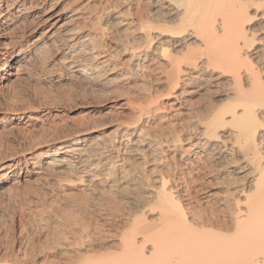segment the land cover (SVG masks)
<instances>
[{
    "label": "bare ground",
    "instance_id": "obj_1",
    "mask_svg": "<svg viewBox=\"0 0 264 264\" xmlns=\"http://www.w3.org/2000/svg\"><path fill=\"white\" fill-rule=\"evenodd\" d=\"M60 2L0 0V79H8L12 69L18 72L19 66L31 61L25 45L13 53L5 46L4 39L21 26L25 34L43 29L33 41L28 40L29 50L40 51L42 44H51L64 62L73 64L76 74L95 77L122 55L124 59L117 62L128 73L121 78L143 81L142 89L149 87L148 95L146 88L141 89L148 97L146 103L132 106L134 121L117 125L113 138L91 141L88 151L90 142L84 144L78 135L69 137L58 147L65 155L46 153L50 158L34 165L55 176L70 175V186H81L92 195L103 194L107 187L112 190L108 194L116 190L133 199L129 203L135 207L129 206L125 214L124 225L129 227L117 231L121 234L116 246L107 243L110 237L105 233L102 242L109 247L94 252L93 244L85 253L78 249L75 257L76 251L73 255L68 251L72 261L65 258L62 263L264 264V0H100L96 6L85 3L74 9L60 8ZM110 34L114 37L109 46L104 41ZM22 53L26 54L24 64L2 63ZM144 72L160 75L151 81ZM198 87H205L218 103L210 104L211 114L204 120L176 121L165 140L141 125L142 119L150 120L153 113L165 110L167 100L177 101ZM178 109L176 113L181 114ZM167 151L180 152L182 163L177 169H182L183 176L177 175L182 178L177 183L190 179L195 192L203 195L199 206L190 202L191 188V193L181 195L182 183L176 184L171 176L176 171L170 160L165 165L167 173L159 171L163 167L158 164L171 155ZM150 170L160 173L153 175V187L147 182L148 190L144 185ZM206 176L219 178L224 190H206L212 185Z\"/></svg>",
    "mask_w": 264,
    "mask_h": 264
},
{
    "label": "rangeland",
    "instance_id": "obj_2",
    "mask_svg": "<svg viewBox=\"0 0 264 264\" xmlns=\"http://www.w3.org/2000/svg\"><path fill=\"white\" fill-rule=\"evenodd\" d=\"M98 1L100 0H61L59 6L61 8L64 5L66 8L74 9L85 3L90 5L96 3L94 5L96 6ZM27 3L26 5H29V2ZM108 3L113 4L112 1ZM42 30L40 29L32 34H29L30 32L25 34L24 28L20 26V28H17L18 32L15 35L4 39L6 40L4 41L5 46H8L7 49L10 53L20 49L21 45H25L24 50L26 54L29 53L27 56L30 55L28 57L31 58V61L26 62L24 66H19L21 63L24 64L26 60L24 58L26 54L23 53L19 54L20 56L13 54L2 61V63L9 61L15 66H19V71L16 72L17 68H14L11 72L16 74L13 73L10 76H6L8 79H0V117H5V121H0V264H61L65 258V261L70 263L72 261L71 258H73L70 253L73 255L72 253L77 252L78 249V251L82 250L81 253H85L93 244L92 248L96 250L94 251L93 249L94 252L101 251L105 247L104 245H107L103 244V237L108 236V238H111L116 234L117 236L114 238H109L110 243L107 242L112 247L114 246L113 243L119 239L122 227L125 228L127 226L124 225V223H127L125 214L133 206V204L130 206L131 202L129 203L133 199L130 200L131 198L122 195L116 190L108 194L107 192L112 190L106 187L103 194L92 195L81 186H70L71 181L68 180L71 178L69 177L70 175L55 176L44 172L45 170L34 168L36 163L44 164L54 154L65 155V152L59 151L58 147L69 137L78 135L84 138L86 142L84 144L90 142L91 144L86 145L90 147H85L88 151L92 146L91 141L99 137H101L99 139L113 138L114 133H117V125L120 126V124L134 121L135 116L133 117L132 109L137 108L135 106L139 104L141 106V104L146 103L144 99L148 98L147 89L149 90L146 83L147 87L145 85L143 87V89L146 88L144 89L146 91L141 88V85L143 86L144 84L143 81L134 79L127 82L121 78L128 73V70L123 69L121 62H117L124 59L122 55L115 54L114 56L118 55V58L115 57L117 60L113 59V56V60L104 66L102 71L96 73L94 77V74L85 76L78 73L77 75L73 72V64L71 65L67 60L64 62V58L58 54L57 49L51 44L48 46L42 44L40 51L29 50L26 47L28 40L33 41L41 34ZM113 37L110 34L108 38H105L104 42H108L107 44L110 46ZM15 60H19V62L13 63ZM116 62L117 64L120 63L122 68L118 67ZM144 75L147 79L150 76L152 81L160 73L155 76L150 72H144ZM137 84L140 89L139 87L137 88ZM148 85L150 86L151 84L148 83ZM141 89L147 95L142 93ZM159 89H164L162 91H165L164 87H159ZM195 89L197 91L193 93L182 94L183 96L181 95V98L177 101H174L175 99L173 98L170 101L167 100L168 106L166 103L165 110H162V112H160L161 110L156 111L158 113H153L150 120L142 119L141 125L147 130L150 129L149 132L152 136L155 133L156 135L159 133L162 137L158 134V139L165 140L169 138L170 126L175 125L176 121L192 122L193 120L200 121V118L204 120L209 113L211 114L210 104L216 105L218 103L213 100L212 95L213 99L211 98L205 87ZM128 99L132 104L127 103ZM171 101H174L173 106L170 104ZM176 103H178L177 106H175ZM133 105L134 108H132ZM178 107V110H182L181 114L176 113ZM214 107L211 106V109ZM161 122L163 126H161ZM46 153L50 155L49 158H46ZM176 153L167 151L166 154L168 155H176L173 157L170 155L166 162L164 160L158 164L161 168L163 167V170H159L160 167L157 169L160 172H166L168 163L170 162V166L172 163L171 168H175L173 170L176 172H174L175 175L173 173L171 176L176 177L175 183L179 184L182 183L181 177L183 175L182 169H177V165L182 163V161H180V152L176 151ZM174 165L176 166L174 167ZM37 170L40 172L38 173ZM159 171L152 172L150 170L145 175L144 188L147 186V182L150 183L148 184L150 188L153 187L151 184H156L152 178L158 175ZM179 173L181 177L177 176ZM45 174H47L48 179H45ZM178 177L181 180L179 183H177ZM205 179L209 180V185H211V182L214 185L208 186L206 190H224L225 184H222L219 178L206 176ZM187 180L190 185L187 187L188 184L185 182H183L185 186L183 183L181 184V195H187L191 192L196 193V188H193L195 186L190 182V179ZM174 181L172 180L171 182L173 183ZM219 183L221 186L223 185L222 188ZM148 186L146 187L147 189L149 188ZM188 188H191V190ZM186 189H188V192ZM193 193L191 197L194 202L191 201L192 199L190 202L194 203L195 206H199L198 199L203 195L196 193L197 198L194 199L196 195H193ZM118 197L121 199L119 198L118 200ZM182 197L185 199L184 196ZM114 200L118 201L113 204ZM124 201H128V204ZM124 207H127L125 208L127 211L123 210ZM122 213L123 215L121 216ZM150 217L148 215V218ZM223 218H226V216ZM109 226L110 229L108 228ZM119 230L120 234L117 232ZM103 233H106L107 236ZM108 233H113L114 236ZM99 234L102 238H100ZM95 239L98 243L93 241ZM107 246L109 247V245ZM76 252L74 257L80 253ZM66 254L71 258H68ZM68 263L65 262L64 264Z\"/></svg>",
    "mask_w": 264,
    "mask_h": 264
}]
</instances>
